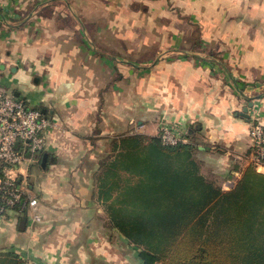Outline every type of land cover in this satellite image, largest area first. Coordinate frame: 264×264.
<instances>
[{
    "label": "crops",
    "instance_id": "1",
    "mask_svg": "<svg viewBox=\"0 0 264 264\" xmlns=\"http://www.w3.org/2000/svg\"><path fill=\"white\" fill-rule=\"evenodd\" d=\"M114 34L148 53L118 59ZM0 85L52 122L46 149L23 165L41 220L29 211L19 229L21 212L0 217V253L28 264H160L110 223L95 194L110 151L92 139L172 123L228 189L249 165L264 172L248 159L249 127L264 124V0H0Z\"/></svg>",
    "mask_w": 264,
    "mask_h": 264
},
{
    "label": "trees",
    "instance_id": "2",
    "mask_svg": "<svg viewBox=\"0 0 264 264\" xmlns=\"http://www.w3.org/2000/svg\"><path fill=\"white\" fill-rule=\"evenodd\" d=\"M111 144L95 194L133 244L165 264H264V172L249 165L224 189L202 172L191 140L132 132ZM27 218L23 210L19 229ZM0 264L28 263L6 252Z\"/></svg>",
    "mask_w": 264,
    "mask_h": 264
},
{
    "label": "built area",
    "instance_id": "3",
    "mask_svg": "<svg viewBox=\"0 0 264 264\" xmlns=\"http://www.w3.org/2000/svg\"><path fill=\"white\" fill-rule=\"evenodd\" d=\"M51 126V120L40 108L30 107L25 99L0 85V217L12 210H27L34 219L41 220L38 198L23 185V165L35 152L44 150L46 132ZM159 135L167 145L187 140L184 130L173 125L163 126ZM249 139L248 159L263 170L264 124L253 121Z\"/></svg>",
    "mask_w": 264,
    "mask_h": 264
},
{
    "label": "rangeland",
    "instance_id": "4",
    "mask_svg": "<svg viewBox=\"0 0 264 264\" xmlns=\"http://www.w3.org/2000/svg\"><path fill=\"white\" fill-rule=\"evenodd\" d=\"M113 39H114V46H112L113 48L111 49V48H109V49H111L112 51H113V53L115 54V56L117 55L119 58L118 59H120V58H122L123 57V55L122 54H140V53H145V54H147L148 52H147V50L149 49V47L148 48H145V47H137V46H130L129 44H122V40H120V38L119 37H117L115 34H114V36H113ZM188 50H190V52L191 53H205V54H211L212 52H213V50H212V48H209V47H207V46H205V45H195V46H193V47H189V49ZM212 51V52H211ZM213 53H215V51L213 52ZM101 64H103V65H109V61L106 63V62H104V63H101ZM116 64V67L117 66H122V62L121 61H117V63H115ZM115 67V76H114V81L116 82L119 78L118 77H120V76H117V74H116V71L118 72V69ZM108 79H110V77H108ZM8 89V88H7ZM9 90V92H12V93H14L12 90H10V89H8ZM17 96H19V97H21V98H23V99H25L26 100V102L28 103V105L30 106V107H33L32 105H31V103H30V101H29V99L25 96V95H17ZM108 96L109 95H106V98H108ZM103 102L105 103V102H108V99H107V101L106 100H103ZM33 108H35V107H33ZM171 126V125H173V126H176L175 124H172V123H166V124H163L162 126H160L159 127V131H158V133L156 134V135H159V133H160V131H161V129H162V127L163 126ZM178 127V126H177ZM148 131H151V128L150 127H148ZM184 132H185V137L187 138V140L189 141L190 140V136H189V134H188V131L186 130L185 131V129H184ZM114 133H116V131H114ZM189 138V139H188ZM192 140V139H191ZM195 141V140H194ZM193 141V142H194ZM112 141L110 142V143H105L104 141H102V142H95L94 141V139H92L91 140V142L88 144V146L90 147V145H92V144H94V145H97V146H99L100 148H102V149H104V152H106V150L108 149V151H111V147H112ZM197 141H195L194 142V144L197 146ZM46 146H48L47 145V137H46V144H45V149H46ZM196 149V152H197V148H195ZM107 155V154H106ZM103 157H105V155L103 156ZM38 163V162H37ZM37 166H40V164L38 163L37 164ZM210 176V175H209ZM27 178H28V175H27ZM213 179H215L216 181H218V183H220V184H222V185H224V187H225V189H228L227 187L229 186V184H226V183H224V178L223 177H221V178H219V177H212ZM141 252L145 255L146 253H145V251L143 250V249H141ZM148 258H150V259H152V261L153 260H155L154 258H153V256H149L148 255ZM158 261V260H157ZM158 263H160V264H165L164 262H162V261H158Z\"/></svg>",
    "mask_w": 264,
    "mask_h": 264
},
{
    "label": "water",
    "instance_id": "5",
    "mask_svg": "<svg viewBox=\"0 0 264 264\" xmlns=\"http://www.w3.org/2000/svg\"><path fill=\"white\" fill-rule=\"evenodd\" d=\"M241 114L244 115V116H246V117H249V114L247 113L246 110L242 111ZM47 157H48V154L45 153L44 156H43V161H42V164H43L44 166L46 165Z\"/></svg>",
    "mask_w": 264,
    "mask_h": 264
}]
</instances>
